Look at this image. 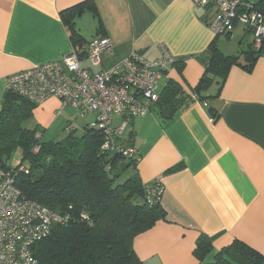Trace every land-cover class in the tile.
<instances>
[{"label":"crops","instance_id":"0c3cea01","mask_svg":"<svg viewBox=\"0 0 264 264\" xmlns=\"http://www.w3.org/2000/svg\"><path fill=\"white\" fill-rule=\"evenodd\" d=\"M87 1L99 18L89 10L74 17L85 40L79 45L62 12ZM208 10L191 0H0V110L8 77L59 60L95 37L111 38L113 49L98 66L81 56L82 67L93 73L133 52L155 60L161 44L177 58L167 77L192 100L168 124L153 110L128 119L129 133L122 137L137 151L142 183L161 181L165 188L166 219L134 239L144 264H200L194 252L201 235L213 238L208 262L236 240L264 254V55L247 69L252 34L237 23L230 33L214 35L207 25L214 11ZM213 42L239 60L200 99L192 91L205 74L203 56ZM168 79L161 80L160 94ZM61 106L54 97L37 105L27 127L38 129L44 142L65 138L76 111ZM87 117L80 131L96 121L94 113ZM124 119L116 116L114 127ZM16 162L21 156L11 164Z\"/></svg>","mask_w":264,"mask_h":264},{"label":"trees","instance_id":"16d2710c","mask_svg":"<svg viewBox=\"0 0 264 264\" xmlns=\"http://www.w3.org/2000/svg\"><path fill=\"white\" fill-rule=\"evenodd\" d=\"M243 1L252 3L253 9L264 16V0ZM204 8L207 12L210 9ZM86 10L99 18L96 7L88 1L62 12L75 44L84 45L85 40L75 29L73 19ZM101 29L99 21V33ZM251 46L246 52L251 63L247 69L264 55V39L259 49L254 48L253 43ZM203 57L205 74L192 91L200 99L205 98L203 93L214 80L219 78L221 85L232 64L239 60L238 56L222 54L214 42ZM182 63L183 60H179V67ZM191 100V95L178 83L168 79L152 110L163 124H168ZM36 106L8 91L0 110V170L19 171L16 184L26 198L59 214L71 215L70 223L55 226L49 237L33 246L35 258L40 264H144L134 250V239L158 221L165 220L167 213L161 202H147L146 185L137 173V156L127 158L105 153L101 149L103 130L93 127L92 123L84 126L80 133L70 129L67 136L58 141L38 140L39 130L25 126ZM127 145L133 147L132 140ZM18 149L24 171L11 164ZM130 170L132 175L118 183L122 174ZM84 214L87 220L82 218ZM212 251L213 238L201 235L194 252L200 264L264 262V254L240 240L222 249L208 262Z\"/></svg>","mask_w":264,"mask_h":264},{"label":"built area","instance_id":"2783aa9c","mask_svg":"<svg viewBox=\"0 0 264 264\" xmlns=\"http://www.w3.org/2000/svg\"><path fill=\"white\" fill-rule=\"evenodd\" d=\"M191 2L196 8L213 9L207 25L214 35L228 34L241 23L252 34L254 48L261 47L264 16L253 9L252 3L243 0ZM83 47L76 46L59 60L11 75L7 79V91L37 105L54 97L62 102L61 110L70 106L80 115L94 113L96 121L92 126L104 133L101 149L127 158L136 155V149L122 140L128 119L143 117L152 110L160 98L161 80L168 79L177 58L161 44L160 57L155 60L133 52L113 67L93 73L82 67L81 56L98 66L112 52L113 42L107 36L95 37ZM116 116L125 119L114 127ZM41 136L38 134L37 139ZM16 166L20 171L25 170L21 163ZM18 172L0 170V264H40L33 254V246L49 237L55 226L70 223L71 215L59 214L26 198L16 184ZM145 190L150 204L162 201L165 188L161 181L147 184ZM82 218L88 219L85 214Z\"/></svg>","mask_w":264,"mask_h":264},{"label":"rangeland","instance_id":"374dc122","mask_svg":"<svg viewBox=\"0 0 264 264\" xmlns=\"http://www.w3.org/2000/svg\"><path fill=\"white\" fill-rule=\"evenodd\" d=\"M76 111V110H75ZM87 115H80L77 111L75 112V120L72 121L70 123V127L69 129H76L78 128V132L80 133V130H81V124L86 122L87 121ZM25 126L27 127V123H25ZM126 133H129V129L126 130ZM49 140V138H46L45 141ZM55 140H59V139H55ZM21 156V150L18 149V151L13 155V158L11 159V162L13 163L14 162V159L17 157V158H20ZM15 164H18L17 162ZM130 175H132V171H127L125 173L122 174V176L118 179V183H122L124 182Z\"/></svg>","mask_w":264,"mask_h":264}]
</instances>
